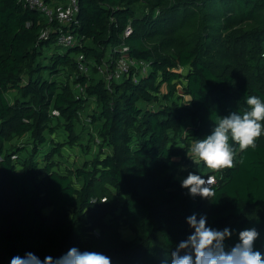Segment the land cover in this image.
<instances>
[{
  "label": "trees",
  "instance_id": "obj_1",
  "mask_svg": "<svg viewBox=\"0 0 264 264\" xmlns=\"http://www.w3.org/2000/svg\"><path fill=\"white\" fill-rule=\"evenodd\" d=\"M79 6L70 29L81 43L61 50L55 32L40 39L47 23L37 10L0 0V264L29 252L55 259L72 247L103 253L112 264H170V252L194 232L187 223L193 214L205 216L208 227L230 229L226 250L240 231L255 228V248L264 255V134L244 151L230 140L232 168L212 171L190 152L220 117L250 110L247 97L264 101V0ZM123 42L131 57L149 63L147 73L133 68L107 87L96 65L91 75L80 71L79 53L101 63ZM91 99L99 138L92 158L62 169L56 156L63 143L55 139L46 151L35 145L20 156L26 148L15 138L30 133L47 143L45 131L54 133L61 119L76 144L74 122ZM189 172L214 175L210 199L181 187ZM119 226L134 238H117Z\"/></svg>",
  "mask_w": 264,
  "mask_h": 264
},
{
  "label": "clouds",
  "instance_id": "obj_2",
  "mask_svg": "<svg viewBox=\"0 0 264 264\" xmlns=\"http://www.w3.org/2000/svg\"><path fill=\"white\" fill-rule=\"evenodd\" d=\"M246 103L250 110L243 114L234 111L220 117L210 135L193 142L190 152L194 163L203 162L212 171L232 168L234 148L230 140L241 151L256 147V140L264 134V101L249 96ZM214 183L213 176L205 179L189 172L181 187L188 189L192 197L210 199L214 195ZM187 223L194 232L170 252V264H264V255L255 248V241L260 235L255 228L240 231L239 242L226 250L224 241L232 235L229 228L217 230L208 227L207 218L201 216L197 220L195 214L187 218ZM10 264H112V261L103 253L72 247L59 258L46 256L41 260L29 252L23 257L14 256ZM161 264H169V259L165 258Z\"/></svg>",
  "mask_w": 264,
  "mask_h": 264
},
{
  "label": "built area",
  "instance_id": "obj_3",
  "mask_svg": "<svg viewBox=\"0 0 264 264\" xmlns=\"http://www.w3.org/2000/svg\"><path fill=\"white\" fill-rule=\"evenodd\" d=\"M21 1L25 6L37 10L45 18L47 24L40 32V39L47 40L50 38L51 32H55L58 47L71 48L81 43V40L70 29L72 25L78 23L79 0H65L55 3H49L46 0ZM131 33L132 28L128 26L125 30V36ZM116 49L114 48L109 52L101 63H95L91 59H87L84 53H79L76 56V61L80 71L91 75L92 67L96 65L97 76L105 81L107 87H111L114 82L122 81L125 76L131 73L133 68H136L139 74L148 72L149 63L131 57L128 54L130 48L126 43L123 42L120 45L118 55ZM134 77L137 79L138 74L135 73ZM77 87L79 90H83L80 85ZM53 113L57 114V111ZM210 176L214 177V175Z\"/></svg>",
  "mask_w": 264,
  "mask_h": 264
},
{
  "label": "rangeland",
  "instance_id": "obj_4",
  "mask_svg": "<svg viewBox=\"0 0 264 264\" xmlns=\"http://www.w3.org/2000/svg\"><path fill=\"white\" fill-rule=\"evenodd\" d=\"M61 50L68 49L67 47H59ZM55 49H50L49 53ZM58 77V76H57ZM63 77H59L62 79ZM179 88V86H178ZM166 90V89H165ZM14 93L10 95L13 98ZM97 108V105L94 99H91L87 106L80 112L78 119L74 122V130L76 135L79 137V140L76 144L71 143L68 137V132L66 131V127L63 125L64 120L61 119V126H57L54 133H50L49 130L45 131V134L49 138L47 143L39 144L34 140L30 133L26 134L23 137L15 138L13 140L14 143L18 145L25 146L26 150L22 151L20 154L21 157H25L27 154H32L34 149L33 146L40 147L42 151H46L50 147V139H55L57 141H61L63 143L62 154L61 156H56V159L60 162V166L62 169L73 167L74 165L81 164L84 159L92 158L96 153H98L97 143L99 142V138L97 136V124H92L90 115ZM57 123L56 120L53 122ZM99 123V122H98ZM189 127L186 128L188 131ZM98 141V142H97ZM9 146V144H8ZM37 157L42 159L44 157V153H38ZM107 223L111 221L109 218L106 219ZM112 228L109 225V229ZM99 230V229H98ZM115 236L131 240L134 238V234L130 231V229L126 226H119L112 231ZM65 254V253H64Z\"/></svg>",
  "mask_w": 264,
  "mask_h": 264
}]
</instances>
